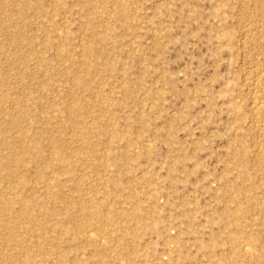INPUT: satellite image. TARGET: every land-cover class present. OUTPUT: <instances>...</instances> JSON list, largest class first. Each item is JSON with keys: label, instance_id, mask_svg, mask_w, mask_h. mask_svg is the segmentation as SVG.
<instances>
[{"label": "rangeland", "instance_id": "374dc122", "mask_svg": "<svg viewBox=\"0 0 264 264\" xmlns=\"http://www.w3.org/2000/svg\"><path fill=\"white\" fill-rule=\"evenodd\" d=\"M0 264H264V0H0Z\"/></svg>", "mask_w": 264, "mask_h": 264}, {"label": "bare ground", "instance_id": "6f19581e", "mask_svg": "<svg viewBox=\"0 0 264 264\" xmlns=\"http://www.w3.org/2000/svg\"><path fill=\"white\" fill-rule=\"evenodd\" d=\"M257 104H258V103H257ZM258 107H259V106H258ZM260 107H261V105H260ZM29 207H30L29 202L26 201V202L23 203V210H24L27 214L30 213V212H29ZM67 231H70V228H69V227L67 228ZM88 234H89V233H88ZM90 234H91V233H90ZM93 236H94V235H93ZM102 239H103V238H102ZM245 245L247 246L248 244H245ZM245 245H244V246H245ZM246 246H245V247H246ZM243 248H244V247H243ZM250 248L252 249V247H250ZM246 250H249V247H246ZM94 253H95V252H94ZM82 254H83V253H82ZM122 261H123V260H122Z\"/></svg>", "mask_w": 264, "mask_h": 264}]
</instances>
